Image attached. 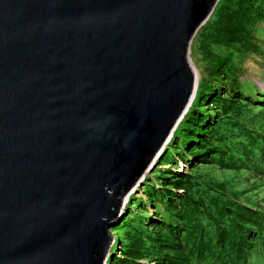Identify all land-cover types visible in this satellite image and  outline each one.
<instances>
[{
    "label": "water",
    "instance_id": "obj_1",
    "mask_svg": "<svg viewBox=\"0 0 264 264\" xmlns=\"http://www.w3.org/2000/svg\"><path fill=\"white\" fill-rule=\"evenodd\" d=\"M218 1L0 0V264H107Z\"/></svg>",
    "mask_w": 264,
    "mask_h": 264
},
{
    "label": "trees",
    "instance_id": "obj_2",
    "mask_svg": "<svg viewBox=\"0 0 264 264\" xmlns=\"http://www.w3.org/2000/svg\"><path fill=\"white\" fill-rule=\"evenodd\" d=\"M226 4L230 8L215 9L205 24L197 59L202 67L221 73L223 84L231 89L241 45L233 35L246 37L243 25L264 22V0H227ZM252 86L256 90L250 91L251 97H223L210 103L215 108L209 115L216 120L190 150L196 162L185 163L189 168L182 174L157 172V167L146 177L143 186L152 180L167 181L165 191L152 194L149 202L169 214L168 220L160 222L170 229L150 224V216L144 221L142 208L132 218L123 215L115 226L118 232L110 229L117 240L107 264H264V97ZM211 90L200 78L194 101L176 130L183 131L182 141L196 139L190 136L194 132L200 134L198 128L187 131L184 124L202 114V102L209 100ZM257 107H262L260 118L253 112ZM231 138L237 139L229 142ZM162 155L169 168L176 167L175 157L166 149ZM239 174L247 176L245 190L237 182ZM166 191L171 196H164ZM135 198L132 195L130 200ZM116 249L121 258H112Z\"/></svg>",
    "mask_w": 264,
    "mask_h": 264
},
{
    "label": "rangeland",
    "instance_id": "obj_3",
    "mask_svg": "<svg viewBox=\"0 0 264 264\" xmlns=\"http://www.w3.org/2000/svg\"><path fill=\"white\" fill-rule=\"evenodd\" d=\"M226 1L227 0H219L215 9L218 10L224 7L223 10H227L228 8H230L228 4L225 5ZM214 11L212 15L214 14ZM204 30H206L205 25L201 28L200 31L196 33L193 39V42L190 48V61L196 73L198 81L200 80V78L203 79L205 81V84L212 87V90L208 93L209 100L206 103L202 102L201 107L204 108V111H202V114L197 115L193 118H190L189 121L184 124L186 125L185 128L187 129V131L198 128L201 135L197 134V132H194L190 136H194L196 137V139L182 141L183 131H179L178 133H176V130H177L176 129L170 140L173 142L169 146L167 145L165 148L169 155H173L175 157L173 160V163L176 164V167L173 168L174 166L173 165L172 168H169V164H167L165 161L166 157L164 158L163 155H161L153 171L158 167L159 170H156L157 172L161 170V172H164L165 174H169V173L182 174L185 169L189 168V167L186 168L185 163L187 164L190 162L197 161L192 156V151L190 150L192 149V146L194 145V143H197L196 142L197 139L200 140L201 138H203L209 126H211L216 120L209 115V110L211 108L212 109L215 108L213 106H210V103H214L215 100H221L223 97L228 98V99H241L242 96H244V94L250 96L249 94L252 93L250 91L256 90V88L253 87L252 85L257 87L259 94L261 93L260 95L261 98L264 97V22L259 21L251 25H248V24L243 25L241 27V30H242V33L246 34V37L241 38L238 35H233L235 40H238L241 42V45H240V50L238 51V55H237L238 57L236 59L238 62V65L235 71V82H234L235 85L233 84V87L231 89H228V86H229L228 84L226 86L223 84L224 81L222 79L223 77L221 73L214 72V71L211 72V70L206 69L202 67L201 64H199V60L197 59V57H198L199 49L201 48V40H202L201 35L203 34ZM237 33L240 34L239 32ZM210 35H213L212 27L210 30ZM204 98H207V96H205ZM243 101L244 100H241L240 103H243ZM256 104H259V103H256ZM261 108L262 107H257L256 110H253L254 113H258L256 115V117L258 118H260L259 114L261 113V110L259 109ZM239 122L246 123L242 119H239ZM182 123L183 121H181L180 124ZM235 139L237 138H231L229 139V142H234ZM204 142L208 143V139H205ZM243 174L236 175V177L238 179L237 182L241 183V187H242L241 189L245 190L246 184L244 183L243 179H245L247 176ZM228 179H231L230 175L228 176ZM166 183L167 181H159V182L155 181L154 183L152 180V182L149 183L148 185L139 187L137 191H135L133 194L130 195V197L134 195L136 197L135 200H130V197H129L128 201H126L123 214L124 215L127 214L126 216H129L130 218H132L134 213L136 215H139L140 213L139 209L142 208L144 210V212H142L143 213L142 217L144 221L146 220V217L149 218L150 216V221H149L150 224L157 223L161 225V228L163 230L165 231L169 230L170 229L169 226H167L168 228L166 230L163 224L160 222L162 221V219L168 220V218H170L169 214L164 209H162L160 205H154L153 203L149 202L150 199L155 194L165 191L163 189V186H164L163 184H166ZM163 195L171 196V192L166 191L163 193ZM131 204L132 206L128 207L127 209L126 206L131 205ZM155 206H158V208H156ZM145 225H147V222H145ZM112 229L118 232L116 227ZM116 236L117 235L115 234L112 238L114 242H116L117 240ZM117 243L118 245H120L119 241H117ZM112 256H113L112 258H116V259L121 258L122 256L121 251L116 249V251L112 253ZM110 262H111V259H110Z\"/></svg>",
    "mask_w": 264,
    "mask_h": 264
}]
</instances>
